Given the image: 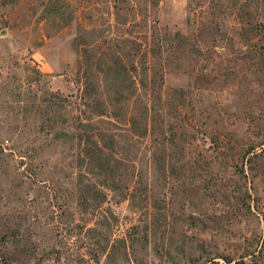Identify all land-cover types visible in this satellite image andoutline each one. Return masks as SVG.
Masks as SVG:
<instances>
[{"label": "rangeland", "instance_id": "obj_1", "mask_svg": "<svg viewBox=\"0 0 264 264\" xmlns=\"http://www.w3.org/2000/svg\"><path fill=\"white\" fill-rule=\"evenodd\" d=\"M0 264H264V0H0Z\"/></svg>", "mask_w": 264, "mask_h": 264}, {"label": "trees", "instance_id": "obj_2", "mask_svg": "<svg viewBox=\"0 0 264 264\" xmlns=\"http://www.w3.org/2000/svg\"><path fill=\"white\" fill-rule=\"evenodd\" d=\"M88 164H90V166H91V163H88ZM95 164V163H94Z\"/></svg>", "mask_w": 264, "mask_h": 264}]
</instances>
